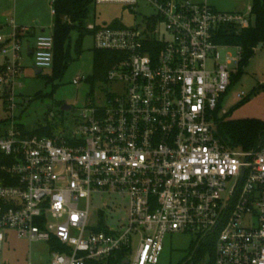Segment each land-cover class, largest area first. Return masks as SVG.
I'll list each match as a JSON object with an SVG mask.
<instances>
[{
	"label": "built area",
	"instance_id": "built-area-1",
	"mask_svg": "<svg viewBox=\"0 0 264 264\" xmlns=\"http://www.w3.org/2000/svg\"><path fill=\"white\" fill-rule=\"evenodd\" d=\"M210 1L96 0L145 2L156 14L133 28L87 25L95 51L120 59L106 76L114 91L81 113L78 133L28 135L13 119L0 130V264H10L9 232L46 246L37 263L17 264H95L135 246L133 264H159L166 238L182 234L214 241L215 264H264V142L226 148L215 125L242 57L218 37L251 27L252 8L224 13ZM25 33L12 23L0 36L10 57L3 87L23 73ZM230 49L238 56L223 60ZM32 55L34 66L52 69V34L36 36Z\"/></svg>",
	"mask_w": 264,
	"mask_h": 264
},
{
	"label": "rangeland",
	"instance_id": "rangeland-1",
	"mask_svg": "<svg viewBox=\"0 0 264 264\" xmlns=\"http://www.w3.org/2000/svg\"><path fill=\"white\" fill-rule=\"evenodd\" d=\"M210 5L219 12L247 13L251 0H211ZM155 14L156 10L145 2H140L133 8L111 3L95 4L91 7L89 23L101 28L112 27L114 23L133 28L138 24L142 25L145 18ZM12 23L18 28L25 27L24 30L31 35H34V32L36 35L41 34V26L44 34H52L54 16L51 0H0V36L7 37L10 34ZM77 38L78 33L73 32V44ZM94 52L93 38L88 35L83 43V54L79 58L74 55V61L64 79L55 83H47L43 78L51 74L50 69L43 72V77H38L34 71L33 58L23 52V73L15 76L10 88L0 85V130L6 129L5 122L13 119L28 132L49 129L54 136H73L78 133L80 124L77 120L81 113L91 104L104 106L107 94L115 89L102 79L94 85L87 82L93 74ZM228 55L237 57L238 52L235 49L221 52L223 60ZM9 60L10 57L0 53V66L7 64ZM74 81L79 83L74 84ZM242 93L246 98H238ZM11 97H14V105L10 102ZM64 106L71 109L64 110ZM217 114L219 118L226 117L230 120L264 121V46L256 50L241 76L234 77L233 85L222 100L221 109ZM120 214L122 218L125 217L124 211L119 213L116 210L115 216ZM9 236L2 250V259L7 263L17 264L27 260L37 263L46 253L43 243L30 244L21 241L13 232H9ZM194 246L195 243L189 234L168 236L159 264H194L191 251ZM135 253L136 246L130 255L131 264L134 262ZM196 259V264L210 262L208 253L201 259Z\"/></svg>",
	"mask_w": 264,
	"mask_h": 264
},
{
	"label": "trees",
	"instance_id": "trees-1",
	"mask_svg": "<svg viewBox=\"0 0 264 264\" xmlns=\"http://www.w3.org/2000/svg\"><path fill=\"white\" fill-rule=\"evenodd\" d=\"M96 4V0H56L54 3V28L52 36L54 39V61L51 74L44 76L43 73L38 77H43L47 83L62 81L74 61V55L79 58L83 54V43L88 35L91 7ZM251 14L254 19L251 27L236 32L233 29H224L218 37L221 44L232 45L242 48V57L239 64V74L241 76L243 69L261 44L264 46V0H251ZM112 28L125 29L122 24L114 23ZM78 33V38L73 44L72 34ZM120 59V55L113 52H94L93 74L87 79V82L94 85L99 79L105 83L108 70L111 65ZM2 68L0 67V71ZM56 88H54L55 90ZM52 96V94H50ZM246 101V100H245ZM243 101V103L245 102ZM221 109L218 107L217 112ZM216 131L217 138L221 143L230 149H242L244 151H256L264 142V121L258 119L230 120L226 117L219 118L216 113ZM8 121L5 122L6 125ZM18 128L28 135H37L40 137H54L49 129L36 130L28 132L21 124ZM4 158L0 155V164ZM192 262L196 264L195 258L201 259L208 253L210 257L209 264H215L216 250L214 241H206L198 245L195 243L191 250ZM132 251L124 250L110 257L109 259L95 264H130V255ZM128 262V263H127Z\"/></svg>",
	"mask_w": 264,
	"mask_h": 264
},
{
	"label": "crops",
	"instance_id": "crops-1",
	"mask_svg": "<svg viewBox=\"0 0 264 264\" xmlns=\"http://www.w3.org/2000/svg\"><path fill=\"white\" fill-rule=\"evenodd\" d=\"M54 16V15H53ZM25 27H23L22 29H24ZM40 32L43 33L44 32V29L43 27L41 26L40 28ZM33 36V37H32ZM36 32H34V35H31V33L29 32H26L23 37H22V40H23V51H22V55L24 54L23 52H25L26 55H28L29 57L33 58V55H32V52H33V49H34V46H35V40H36ZM6 65V64H5ZM5 65L3 66H0L1 68L4 67ZM24 71V70H23Z\"/></svg>",
	"mask_w": 264,
	"mask_h": 264
},
{
	"label": "water",
	"instance_id": "water-1",
	"mask_svg": "<svg viewBox=\"0 0 264 264\" xmlns=\"http://www.w3.org/2000/svg\"><path fill=\"white\" fill-rule=\"evenodd\" d=\"M43 33H44V32H43ZM262 47H263V44H261V45L259 46V48H262ZM34 71H35V74H36L37 76H39V75H41V74L43 73V70L37 68L36 66H34ZM63 109H64V110H70L71 108H68L67 106H64ZM127 263H128V262H127Z\"/></svg>",
	"mask_w": 264,
	"mask_h": 264
}]
</instances>
